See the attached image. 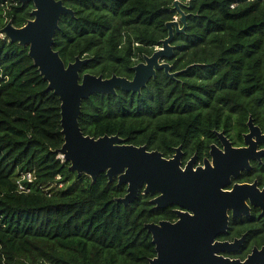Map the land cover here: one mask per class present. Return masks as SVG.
Wrapping results in <instances>:
<instances>
[{"label":"trees","instance_id":"trees-1","mask_svg":"<svg viewBox=\"0 0 264 264\" xmlns=\"http://www.w3.org/2000/svg\"><path fill=\"white\" fill-rule=\"evenodd\" d=\"M16 2L9 10L3 5ZM0 0V29L32 19L31 2ZM174 0H63L53 49L67 65L88 59L80 75L132 77L177 16ZM187 3V0H180ZM184 33L171 44L176 80L156 72L140 94L116 89L81 103L79 127L98 138L118 135L165 156L177 145L200 147L213 130L264 128V0H189ZM28 48L0 39V264H148L155 256L144 224L156 221L150 196L128 206L114 201L126 186L92 182L57 156L63 144L60 101L47 89ZM35 176L18 193L20 173ZM59 176V179H56ZM62 183L61 188L58 184Z\"/></svg>","mask_w":264,"mask_h":264},{"label":"water","instance_id":"water-1","mask_svg":"<svg viewBox=\"0 0 264 264\" xmlns=\"http://www.w3.org/2000/svg\"><path fill=\"white\" fill-rule=\"evenodd\" d=\"M23 7L31 2L32 19L22 27H14L10 22L0 29L11 43H17L28 48V57L39 75L47 82V89L60 101V128L63 136L62 146L56 153L68 163V170L77 176L85 175L92 182L104 173L107 182L116 179V186H126V193L115 198L116 203L128 206L142 191L145 195L159 196L150 200L154 208L178 204L190 207L195 215L188 217L179 214L180 220L175 224L167 222L147 223L143 228L150 234L154 245L155 256L148 264H264V259L256 260L253 255L244 263L237 260L224 259L215 253L219 250H234L235 244L213 243V237L226 228L224 207L219 211L215 208L214 198L227 199V205L232 193L222 192L221 186L229 182L230 176L236 177L240 170L250 168L249 158L260 161L264 150L256 151L257 144L264 143V135L255 126L249 116L246 126L248 133L243 136L246 147L232 148L222 133L216 136L224 146V151L211 146L212 166L205 161V168L192 170L189 162L184 170L179 167L180 148L171 159H165L158 151H147L146 146L125 144L118 135H103L98 138L84 135L79 127L78 118L81 114V103L93 94H116V89L132 94H140L156 72L171 79L186 72L191 66L179 71H172V65L163 59H171L174 46L171 44L175 34L184 33L187 26L188 13L183 9L190 7L189 0L183 3L174 0L172 10L176 18L165 22L167 36L159 41L150 56L144 55L141 62L132 66L133 77L112 75L103 78L102 75L84 73L80 75L82 66L88 59L75 57L73 62L64 64L59 53L53 49L54 35L59 28L61 16L74 17L72 9L63 4V0H18ZM255 138V139H253ZM236 196L234 210L246 211L244 198L253 200L255 184L234 186ZM254 203V202H253ZM190 204V206L188 205ZM264 213V206H261ZM208 211L201 213L202 210ZM235 214V213H234ZM200 218L204 220L202 224ZM260 253H264V248Z\"/></svg>","mask_w":264,"mask_h":264},{"label":"flooded vegetation","instance_id":"flooded-vegetation-1","mask_svg":"<svg viewBox=\"0 0 264 264\" xmlns=\"http://www.w3.org/2000/svg\"><path fill=\"white\" fill-rule=\"evenodd\" d=\"M139 63V62H138ZM136 65V64H135ZM132 68V67H131ZM133 73V72H132ZM133 77V74H132ZM131 78H126L131 80ZM251 116V115H249ZM248 116V117H249ZM252 117V116H251ZM248 120V119H247ZM253 121V118H252ZM247 123V121H246ZM245 123V124H246ZM254 123V122H253ZM260 128L261 134L264 135V128H261L259 125H256ZM213 137L209 143L201 139L203 145L200 147L194 145H177L172 147L171 153L166 156L162 154V157L165 159H171L176 154V149L180 148L181 155L179 157V167L181 170H184L189 162L192 164V170L195 171L197 168H205L204 162L207 161L212 166V156L210 154L211 146H215L216 149L220 151H224V146L216 136V133H222L223 137L230 143L232 148H242L246 147L244 144L243 136L248 133V129L246 126V130L242 132H238L234 129L228 130H213ZM255 139V138H253ZM126 144V143H125ZM145 146V145H144ZM147 149V148H146ZM264 150V143L257 144L256 151ZM147 151H155V150H147ZM250 168L248 170H240L236 177L230 176L229 182L224 186L220 187L222 192L232 193L229 205H227V199L220 200V197H215V208L219 207V211L224 207V211L226 214V228L224 231H219L213 237V243H228L229 245L235 244V249L226 251L219 250L215 253L216 256L222 257L224 259H229L231 261L237 260L240 263H244L248 260L250 256L255 253L256 260L264 259V253H260L264 248V213L262 209V205L264 206V155L260 156V161L257 159L249 158L248 160ZM255 184V194L253 195V200L250 201V198H244L243 205L246 207V211L243 210H234L232 206H234V201L236 196H239L234 189V186H242V185H253ZM150 196L148 200L149 204L150 200L154 197L160 195V193H155L154 195H145ZM254 202V203H253ZM152 205V204H151ZM190 206V204H188ZM152 208L156 211V221L150 222L158 224L159 222H167L170 224L177 223L181 216L180 214H185L188 217H193L195 212L189 207H183L176 203L171 205H165L158 208ZM208 211L202 210L201 213ZM235 213V214H234ZM200 222L203 224L204 220L200 218ZM147 224V223H146ZM259 264V263H255Z\"/></svg>","mask_w":264,"mask_h":264},{"label":"built area","instance_id":"built-area-1","mask_svg":"<svg viewBox=\"0 0 264 264\" xmlns=\"http://www.w3.org/2000/svg\"><path fill=\"white\" fill-rule=\"evenodd\" d=\"M11 5H16V2L8 3V1H6L1 6L4 7L5 10H9ZM174 18H176V17H174ZM0 39L3 40V39H6V38H5V36L3 34H0ZM57 158L61 162H64L62 156L58 155ZM59 178L60 177L57 176L56 179H59ZM34 180H35V176L33 175V173H31V172L20 173L19 176L17 177V179L15 180L16 191L18 193H29L31 189L26 184H32ZM62 186H63L62 183L58 184L59 188H61ZM44 264H47V263H44Z\"/></svg>","mask_w":264,"mask_h":264},{"label":"clouds","instance_id":"clouds-1","mask_svg":"<svg viewBox=\"0 0 264 264\" xmlns=\"http://www.w3.org/2000/svg\"><path fill=\"white\" fill-rule=\"evenodd\" d=\"M176 17V16H175Z\"/></svg>","mask_w":264,"mask_h":264}]
</instances>
